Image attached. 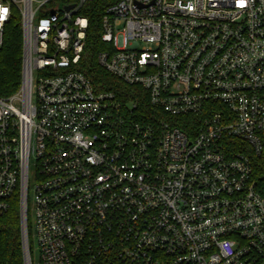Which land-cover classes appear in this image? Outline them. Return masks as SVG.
<instances>
[{
    "label": "built area",
    "instance_id": "1",
    "mask_svg": "<svg viewBox=\"0 0 264 264\" xmlns=\"http://www.w3.org/2000/svg\"><path fill=\"white\" fill-rule=\"evenodd\" d=\"M87 1L0 0V49L14 11L23 32L20 89L0 97V216L18 196L25 264L32 226L40 264H264V0L109 4L98 61L146 115L75 69Z\"/></svg>",
    "mask_w": 264,
    "mask_h": 264
},
{
    "label": "trees",
    "instance_id": "2",
    "mask_svg": "<svg viewBox=\"0 0 264 264\" xmlns=\"http://www.w3.org/2000/svg\"><path fill=\"white\" fill-rule=\"evenodd\" d=\"M115 0H90L80 13L89 19L87 39L81 60L75 69L86 74L97 90L113 91L120 98L137 103V111L152 114L155 110L147 100L140 99L128 86L109 73L98 61L99 53L107 48L102 39V17L109 4ZM23 32L21 18L14 11L5 26L0 49V97L8 98L20 89L22 82ZM253 177L257 189L264 195V147L260 154L252 156ZM0 264H25L22 243L19 197L11 200L10 208L0 216ZM83 264V263H78Z\"/></svg>",
    "mask_w": 264,
    "mask_h": 264
},
{
    "label": "rangeland",
    "instance_id": "3",
    "mask_svg": "<svg viewBox=\"0 0 264 264\" xmlns=\"http://www.w3.org/2000/svg\"><path fill=\"white\" fill-rule=\"evenodd\" d=\"M34 171H35V163L33 160L31 163V192L29 194L30 203H32V200H33V185L35 183L34 182ZM30 242H31V249H32L33 264H40V250H39L36 230L34 226H32L31 228Z\"/></svg>",
    "mask_w": 264,
    "mask_h": 264
},
{
    "label": "water",
    "instance_id": "4",
    "mask_svg": "<svg viewBox=\"0 0 264 264\" xmlns=\"http://www.w3.org/2000/svg\"><path fill=\"white\" fill-rule=\"evenodd\" d=\"M73 7H74V5H70V6H67V9L70 10Z\"/></svg>",
    "mask_w": 264,
    "mask_h": 264
}]
</instances>
